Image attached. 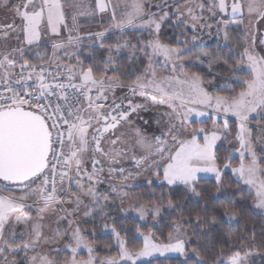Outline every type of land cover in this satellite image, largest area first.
<instances>
[{
	"label": "rangeland",
	"instance_id": "obj_1",
	"mask_svg": "<svg viewBox=\"0 0 264 264\" xmlns=\"http://www.w3.org/2000/svg\"><path fill=\"white\" fill-rule=\"evenodd\" d=\"M168 16L194 34L188 48L199 47L196 60L207 72L220 60L211 48L227 46L231 30L243 33L242 68L250 76L241 91L232 93L239 81L231 71L227 84L215 88L214 79L207 81L226 96L207 94L196 75L185 73L187 49L169 48L157 37ZM263 20L264 0H0V80L27 62L28 50L41 48L38 62L67 66L99 100L127 113L94 147L108 109L85 110L67 144L66 172L49 197L42 196L40 180L23 190L0 185V264H138L194 256L185 251L187 234L179 223L165 243L150 231L137 232L141 247L132 251L114 228L116 218L126 217L154 225L157 203L134 206L130 194L157 181L191 191L198 179L219 181L226 171L264 216V114L256 113L264 109ZM142 30L152 36L143 80L123 87L85 65L107 34ZM126 44L107 49L108 67L118 55L133 54ZM229 121L236 124L232 135ZM218 145L234 160L222 171L214 158ZM95 231L112 236L115 254H97L88 240ZM259 257L264 250L234 254L224 264Z\"/></svg>",
	"mask_w": 264,
	"mask_h": 264
},
{
	"label": "trees",
	"instance_id": "obj_2",
	"mask_svg": "<svg viewBox=\"0 0 264 264\" xmlns=\"http://www.w3.org/2000/svg\"><path fill=\"white\" fill-rule=\"evenodd\" d=\"M236 19L232 17L224 20ZM231 32L227 46L211 48L220 60L209 65L210 72H207L203 65H198L195 54L199 47L194 45L188 48L189 44L193 43L194 34L185 26L177 24L173 16H168L163 21L157 37L162 45L169 48L187 49L184 53L183 69L185 73L194 74L199 78L201 87L207 94L226 96L225 89L215 91L207 81L210 78L214 79L217 85L215 88L227 84L231 80L227 73L231 71L239 81L232 89V93H238L249 81L250 76L242 68L245 49L242 36H245L242 32V34H235L234 30ZM151 40L152 36L146 30L109 33L100 43V47L95 48L94 54L85 65L94 75L105 73L121 86H131L146 77L149 65L148 43ZM125 42L133 54L118 55L108 67L105 64L107 49L118 47ZM41 51V48L28 50L24 54L27 61L25 63L41 62L36 59V55L41 54ZM256 113L264 114V109ZM228 123L229 133L232 135L236 124L233 121ZM202 124L204 123H199ZM193 125L196 126L195 123ZM231 153V150L225 149L223 145L216 147L214 158L218 170L222 171L227 160L230 165L233 164L234 160L229 158ZM259 157V165L264 168V153L259 154ZM130 197L135 203L134 206L157 203L160 214L154 225L142 224L137 219L129 217L115 219L114 228L127 250H138L141 247L137 232L150 231L158 242L165 243L167 237L174 231V224L179 223L187 234L185 251L194 255L185 259L168 257L138 264H224L234 254L264 250V216L256 212L252 205V195L229 172H221L219 181L198 179L191 191L159 181L148 186L139 185L131 190ZM95 233L90 235L88 240L95 247L97 254L99 256L115 254L112 236L99 235L96 231ZM249 264H264V257L253 259Z\"/></svg>",
	"mask_w": 264,
	"mask_h": 264
},
{
	"label": "built area",
	"instance_id": "obj_3",
	"mask_svg": "<svg viewBox=\"0 0 264 264\" xmlns=\"http://www.w3.org/2000/svg\"><path fill=\"white\" fill-rule=\"evenodd\" d=\"M65 65L23 63L8 79L0 80V110L23 107L38 113L51 134L46 171L42 177V196L49 197L59 185L68 164L67 144L79 127L85 110L108 107L97 100Z\"/></svg>",
	"mask_w": 264,
	"mask_h": 264
},
{
	"label": "water",
	"instance_id": "obj_4",
	"mask_svg": "<svg viewBox=\"0 0 264 264\" xmlns=\"http://www.w3.org/2000/svg\"><path fill=\"white\" fill-rule=\"evenodd\" d=\"M121 112L100 119L94 147L124 120ZM51 134L44 119L22 107L0 110V185L23 190L37 182L47 167Z\"/></svg>",
	"mask_w": 264,
	"mask_h": 264
},
{
	"label": "flooded vegetation",
	"instance_id": "obj_5",
	"mask_svg": "<svg viewBox=\"0 0 264 264\" xmlns=\"http://www.w3.org/2000/svg\"><path fill=\"white\" fill-rule=\"evenodd\" d=\"M10 4H12V1L10 2ZM260 33H261V44L263 45V49H264V20H263V22H262V30L260 31ZM109 112H113V114H117V113H121V112L126 113L125 110L122 109V108H115V109H113V110H109V111H108L106 114H104L103 116L108 115ZM126 114H127V113H126ZM126 117H127V116H126ZM126 117H125L124 120L127 119ZM124 120L120 121L119 125H120ZM119 125H118V126H119ZM98 126H100V124H99ZM110 133H111V132H110ZM105 136H106V135H104L103 138H104ZM103 138H102V139H103ZM2 186H3V185H2Z\"/></svg>",
	"mask_w": 264,
	"mask_h": 264
},
{
	"label": "crops",
	"instance_id": "obj_6",
	"mask_svg": "<svg viewBox=\"0 0 264 264\" xmlns=\"http://www.w3.org/2000/svg\"><path fill=\"white\" fill-rule=\"evenodd\" d=\"M9 77H10V75H9L6 79H8ZM111 105H112V107H111L110 109L115 108L114 101H113V102L111 101ZM128 113H129V112H128ZM67 151H68V148H67Z\"/></svg>",
	"mask_w": 264,
	"mask_h": 264
}]
</instances>
